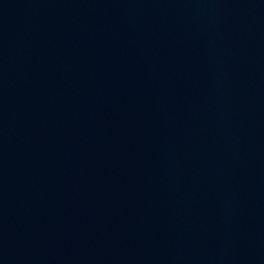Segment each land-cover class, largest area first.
I'll return each mask as SVG.
<instances>
[{
    "label": "water",
    "instance_id": "1",
    "mask_svg": "<svg viewBox=\"0 0 264 264\" xmlns=\"http://www.w3.org/2000/svg\"><path fill=\"white\" fill-rule=\"evenodd\" d=\"M0 264H264V0H0Z\"/></svg>",
    "mask_w": 264,
    "mask_h": 264
}]
</instances>
